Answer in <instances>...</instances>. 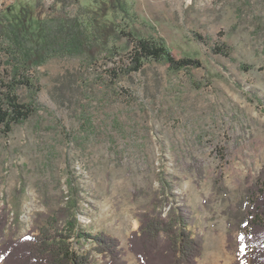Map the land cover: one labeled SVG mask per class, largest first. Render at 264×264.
<instances>
[{
    "label": "rangeland",
    "instance_id": "obj_1",
    "mask_svg": "<svg viewBox=\"0 0 264 264\" xmlns=\"http://www.w3.org/2000/svg\"><path fill=\"white\" fill-rule=\"evenodd\" d=\"M34 1L0 0V10ZM131 13L135 37L161 39L198 66L130 71L124 38L119 55L94 65L35 66V110L0 132V248L36 236L78 194V228L117 240L113 264H140L128 249L140 215L174 201L202 243L195 264H235L246 193L264 173V0H132ZM7 79L3 65L0 90ZM79 247L91 264L109 263L92 241Z\"/></svg>",
    "mask_w": 264,
    "mask_h": 264
},
{
    "label": "trees",
    "instance_id": "obj_2",
    "mask_svg": "<svg viewBox=\"0 0 264 264\" xmlns=\"http://www.w3.org/2000/svg\"><path fill=\"white\" fill-rule=\"evenodd\" d=\"M43 2L35 0L24 10L15 3L0 10V68L4 65L8 77L0 90V132L24 122L35 110L39 88L30 72L50 59L76 57L94 65L119 55L117 43L124 38L132 45L123 64L130 71L137 72L150 61L166 63L173 71L198 66L191 58L175 59L161 39L135 37L129 30L132 0H89L88 6L79 0H53L48 6ZM19 88L26 91L28 102L20 100ZM74 197L37 229L36 236L3 242L0 262L91 264L90 253L79 247L81 239L92 241L93 251L109 259L106 264L118 262L121 251L115 238L104 233L92 236L78 228L79 196ZM157 208L154 203L150 212L140 215L129 251L140 264H195L202 243L191 232L186 207L174 201L166 214ZM244 208L235 264H264V173L247 190ZM6 225L7 217L0 216V239Z\"/></svg>",
    "mask_w": 264,
    "mask_h": 264
}]
</instances>
